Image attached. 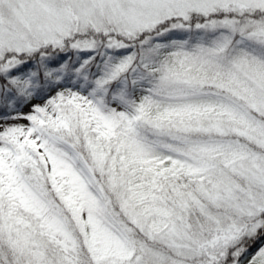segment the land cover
<instances>
[{
    "label": "snow or ice",
    "instance_id": "snow-or-ice-1",
    "mask_svg": "<svg viewBox=\"0 0 264 264\" xmlns=\"http://www.w3.org/2000/svg\"><path fill=\"white\" fill-rule=\"evenodd\" d=\"M0 264H264V0H0Z\"/></svg>",
    "mask_w": 264,
    "mask_h": 264
}]
</instances>
